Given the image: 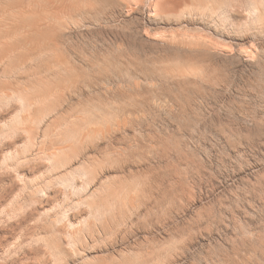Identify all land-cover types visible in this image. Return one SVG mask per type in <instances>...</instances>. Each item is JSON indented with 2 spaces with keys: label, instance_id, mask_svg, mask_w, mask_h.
<instances>
[{
  "label": "rangeland",
  "instance_id": "1",
  "mask_svg": "<svg viewBox=\"0 0 264 264\" xmlns=\"http://www.w3.org/2000/svg\"><path fill=\"white\" fill-rule=\"evenodd\" d=\"M0 264H264V0H0Z\"/></svg>",
  "mask_w": 264,
  "mask_h": 264
}]
</instances>
